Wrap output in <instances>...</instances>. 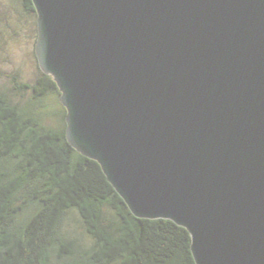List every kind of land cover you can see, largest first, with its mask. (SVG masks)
Masks as SVG:
<instances>
[{
	"label": "water",
	"instance_id": "1",
	"mask_svg": "<svg viewBox=\"0 0 264 264\" xmlns=\"http://www.w3.org/2000/svg\"><path fill=\"white\" fill-rule=\"evenodd\" d=\"M66 138L195 264H264V0H32Z\"/></svg>",
	"mask_w": 264,
	"mask_h": 264
},
{
	"label": "trees",
	"instance_id": "2",
	"mask_svg": "<svg viewBox=\"0 0 264 264\" xmlns=\"http://www.w3.org/2000/svg\"><path fill=\"white\" fill-rule=\"evenodd\" d=\"M16 2L36 31L32 0ZM33 54L35 84L11 79L37 106L23 109L0 86V264H195L185 228L134 216L101 166L68 143L60 101L56 126L43 124L41 101L59 91Z\"/></svg>",
	"mask_w": 264,
	"mask_h": 264
},
{
	"label": "rangeland",
	"instance_id": "3",
	"mask_svg": "<svg viewBox=\"0 0 264 264\" xmlns=\"http://www.w3.org/2000/svg\"><path fill=\"white\" fill-rule=\"evenodd\" d=\"M36 35L33 17L25 15L16 0H0V86L7 91L12 103L25 110L37 106L39 100L29 89L22 92L13 89L11 76H17L19 82L35 84L38 77L33 54ZM58 101L57 93H50L41 101L45 106L39 108L44 111L41 115L43 124L56 126Z\"/></svg>",
	"mask_w": 264,
	"mask_h": 264
}]
</instances>
